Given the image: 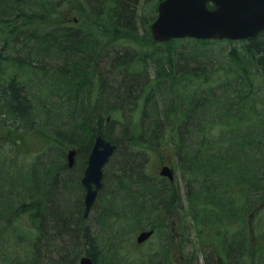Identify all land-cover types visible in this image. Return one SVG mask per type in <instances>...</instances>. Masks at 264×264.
<instances>
[{
	"label": "trees",
	"instance_id": "1",
	"mask_svg": "<svg viewBox=\"0 0 264 264\" xmlns=\"http://www.w3.org/2000/svg\"><path fill=\"white\" fill-rule=\"evenodd\" d=\"M63 1L77 4L89 16L85 27L61 23L41 34L42 25L33 26L42 14L30 12L42 0H0V23L7 29L3 35L16 46V54L5 59L6 69L0 60V121L8 117L27 125L34 120L39 113L35 109L42 106L35 105L30 94L37 90V77L49 90V103L52 98L64 101L65 110L60 113L39 108L47 124H55L59 132L55 142L62 158L65 151L76 149V161L79 157L86 168L98 133L118 149L88 217L81 181L84 167L78 173L67 163L50 162L46 169L40 168L43 172L36 180L26 181H30V194L25 192L32 200L26 208L33 211L36 235L27 243L31 258L25 264H42L44 254L59 255L53 264H79L83 255L97 264L104 251V239L101 242L98 235L120 239L128 229L142 225L155 229L157 235L164 212L155 222L149 215L169 209L170 203L185 212L200 251H211V255L205 252L204 264H252L248 260L251 248L264 253V246L250 239L248 221V215L264 204V92L260 94L253 81L264 82V32L241 41L245 53L237 56L234 50L226 65L215 68L217 58L207 60L195 46L216 41L173 40L141 50L123 42L127 46L112 44L125 36H137L142 2L158 0ZM154 20L151 15L150 23ZM142 22L148 29L147 21ZM48 56L54 60L51 67L44 61ZM233 61L239 64V81L234 85L212 77L221 68L234 70ZM10 67L25 73L29 85L20 74L10 75ZM52 113L56 118L52 119ZM60 114L66 120L57 125ZM117 130L119 135L114 137ZM163 150L170 153L181 173L180 188L177 179L172 183L148 170L152 157L162 155ZM53 185L62 193L54 206L48 202ZM4 190L1 187L0 233L1 226L9 222L7 211L20 198L14 190ZM179 196L182 206H178ZM90 220L93 225L88 224ZM163 251L168 254L167 248ZM107 264L132 263L111 257ZM147 264L158 263L150 259Z\"/></svg>",
	"mask_w": 264,
	"mask_h": 264
},
{
	"label": "rangeland",
	"instance_id": "2",
	"mask_svg": "<svg viewBox=\"0 0 264 264\" xmlns=\"http://www.w3.org/2000/svg\"><path fill=\"white\" fill-rule=\"evenodd\" d=\"M160 1L161 0H158L157 2L143 1L142 5L140 6L141 13H139V16H143V18L140 19V24H142V26L139 29V34L134 37L125 36L122 40L119 39L121 41H111L112 44L118 43L114 45H128L137 49H153L155 46H157L150 32V26L152 22L150 23L149 17L153 15L156 19L158 14L157 7ZM44 4L47 5L46 9H44ZM31 7L33 12H30V14H42L40 15L42 16L41 20L38 22L34 21V23H36L33 26L35 27L38 23H40V25H42L40 29L41 34H45L50 29L56 25H60L61 23H70L80 27H85V24L90 21L89 16L84 11H82L81 8L77 6V4H69L63 0H42L40 5ZM154 10L156 11L154 12ZM144 19L149 25L148 29H145L144 22H142ZM34 20L37 19L35 18ZM6 30L7 29L5 28L4 24L0 23V60L3 65V69H6L9 64L7 61H5V59H8V57L16 54L14 50L16 46L9 40L10 38H6L3 35V32ZM18 30L20 41L24 43L26 40L25 36L21 33V28H18ZM146 30L149 32V37ZM6 36H9V33H7ZM121 42L126 43L127 45H122ZM195 47L205 53L204 57L207 60L212 57L217 58L214 64L215 68L226 65L228 63L229 53H232L234 50L236 51L237 56L243 55L245 53V42L241 43L237 41L219 42L216 44L210 43L207 45L202 44L201 46L196 45ZM18 48L20 49L21 47ZM52 58L53 57L48 56L44 60L48 65L47 67H51V65L54 64V60ZM242 64L247 67L245 59H243ZM232 65L236 67L234 70H230L231 68H221L220 71L218 70V72H216V74H214L212 77L214 79L221 78L220 83H222L223 80L225 83L230 80L234 85L236 81H239L237 77L239 64L236 61H233ZM240 67L242 68L241 64ZM10 68L14 73L12 74L11 69H9L7 72L10 73V75L15 76L17 73L20 74L22 79L25 80V82L29 85L27 82L28 76H26L25 73H23L21 70H17L18 68ZM35 78V88L37 90H33L30 94L33 98V103L36 105L38 102V106H42L38 107V109H35V112L39 113L36 115L34 120L29 123L25 122L27 125H24L20 120H6L8 117L3 119L2 122L0 121V184H2V186L0 185V189L3 187L5 189L4 193H6V191L14 190V192L18 193L17 195L20 197L17 200L18 203H16V205H9L10 208L7 211L9 222H7L6 225L3 224L1 226L3 233H0V264H25V262L29 261L31 258V255L29 254V245L27 243L30 242V238L35 237L36 228L33 226L32 221L33 211L27 210L30 203H32V200L29 199L25 192L28 191L30 194V190L28 188V183L30 181H26L32 178L36 180L39 177L40 172H43L41 171L43 166L44 169H46L47 164H50V162H56L59 164L63 162L64 164L67 163L68 151L71 150L69 149L65 151V158H62L61 147L55 142V136H57L59 132H56L55 124H47L45 119L46 114L40 112L39 109L41 107L43 110L53 108L52 110L60 113L61 111L65 110V106H61L64 101L52 98V104L49 103V100L47 99L50 96L49 90L44 88V83L40 84L38 78ZM49 79L50 78H48L47 81ZM253 81H255V87H257V91L262 94V92H264L263 80L254 79ZM216 86L218 87L219 83H216ZM239 86H241V84ZM32 87L33 86L31 85L30 88ZM40 87L44 89L43 93L38 92V88ZM219 90L224 92V90L222 91L221 88ZM260 94L258 95L259 98L261 97ZM34 96L36 97V101ZM259 98L257 100L258 102H260ZM258 107L261 110V106L259 105ZM1 115L2 114L0 113V117ZM51 117H53L52 119H54V117L56 118L55 115H51ZM61 117L63 116L60 114L59 118ZM30 120H32V118L29 119V121ZM65 120L66 118H61L58 120L57 125L64 123ZM108 121H110V119H108ZM24 126H26V128ZM18 127L19 129H17ZM118 135L119 130L114 133V137H117ZM57 140L59 141V139ZM174 163L175 161L172 157H170V153L167 154L166 150H163L162 155L155 153V155L152 157V160L150 161L148 170L151 175L161 177V168L164 165L172 166L176 171V179L180 188L183 180L181 178L180 171L177 169ZM81 167L85 168L84 163L80 161L78 157L77 161H75V166L72 169H75V171L80 173ZM35 171H39V173ZM45 171L46 170H44V172ZM64 171L65 170L63 169V172ZM106 171L107 170H105V172ZM31 194L33 195L34 192ZM61 194L62 193L59 192L57 186L53 185L48 192V202L50 205L54 206V201L58 200ZM179 205L182 206V199L180 200L178 206ZM167 206H169V209H162L157 214L154 212L149 215L151 221L155 222L158 215L161 212H164V215L160 217L161 229L159 233L152 240L146 242L143 245L137 243L138 235L147 229L146 227H143V225L141 228L138 226L139 228H136L134 231H131L133 228L128 229V234L126 235L123 233V236L120 239H118V237L117 239H112L103 234L98 235L97 238L104 239V251L103 255L98 257L97 264H107L111 257L113 259L116 257L121 262H129L132 264H138L142 261V264H147L149 263L150 259L158 264H193V262L194 264H204L205 252L208 255H211V251L209 249L200 251L201 246L198 247V240L196 239V236L194 237L193 235L190 221L186 217L185 212L179 209L180 206L176 207L173 203H170ZM259 209L261 210H258L257 213L252 212L248 215V221L252 230V237H250V239L255 240L259 245L264 246V204L260 206ZM50 212L51 208L49 209V213ZM146 221H148V223L150 222V224L152 223L149 221V219ZM93 223V220L88 222L90 225H93ZM136 225L139 224L136 223ZM94 229L97 231L96 226ZM125 229L126 227L123 228V232ZM92 233L96 236V232L94 230ZM168 235L171 236L170 239L168 238ZM166 248L168 250V254H165L163 251V249ZM249 253L250 254L248 257L250 258H248V260L250 263L264 264V253H260V251L257 252L252 248ZM57 256L59 257L57 254H55L54 257L50 254L48 257L46 254H44L43 257L45 258L42 260V264L56 263L55 261L58 259Z\"/></svg>",
	"mask_w": 264,
	"mask_h": 264
},
{
	"label": "water",
	"instance_id": "3",
	"mask_svg": "<svg viewBox=\"0 0 264 264\" xmlns=\"http://www.w3.org/2000/svg\"><path fill=\"white\" fill-rule=\"evenodd\" d=\"M208 5H213V9ZM154 42L167 43L176 39L215 41L251 40L264 32V0H163L158 5V16L151 25ZM118 147L99 134L94 142L82 179L85 194V217H88L104 186V169ZM77 152L69 153V166L75 164ZM161 176L175 180L169 166L162 167ZM154 230L143 231L137 242L143 244ZM80 264H94L83 257Z\"/></svg>",
	"mask_w": 264,
	"mask_h": 264
},
{
	"label": "bare ground",
	"instance_id": "4",
	"mask_svg": "<svg viewBox=\"0 0 264 264\" xmlns=\"http://www.w3.org/2000/svg\"><path fill=\"white\" fill-rule=\"evenodd\" d=\"M258 35H259V34H258ZM258 35H257V36H258ZM257 36H256V37H257Z\"/></svg>",
	"mask_w": 264,
	"mask_h": 264
},
{
	"label": "flooded vegetation",
	"instance_id": "5",
	"mask_svg": "<svg viewBox=\"0 0 264 264\" xmlns=\"http://www.w3.org/2000/svg\"><path fill=\"white\" fill-rule=\"evenodd\" d=\"M67 165H68V163H67ZM69 167V166H68Z\"/></svg>",
	"mask_w": 264,
	"mask_h": 264
}]
</instances>
